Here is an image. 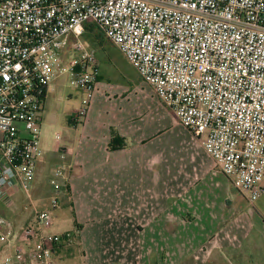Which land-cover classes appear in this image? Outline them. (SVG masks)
I'll return each mask as SVG.
<instances>
[{
    "label": "built area",
    "instance_id": "obj_1",
    "mask_svg": "<svg viewBox=\"0 0 264 264\" xmlns=\"http://www.w3.org/2000/svg\"><path fill=\"white\" fill-rule=\"evenodd\" d=\"M88 24L253 204L264 182V0H0V201L10 204V184L30 189L56 81L66 76L81 94L71 124L87 114L99 76ZM34 218L18 227L0 215L1 264H56L54 248L71 236L48 233L45 211Z\"/></svg>",
    "mask_w": 264,
    "mask_h": 264
},
{
    "label": "crops",
    "instance_id": "obj_2",
    "mask_svg": "<svg viewBox=\"0 0 264 264\" xmlns=\"http://www.w3.org/2000/svg\"><path fill=\"white\" fill-rule=\"evenodd\" d=\"M98 70L87 114L64 140L43 143L40 126L35 178L28 191L6 187L11 202L0 201V215L18 227L33 226L30 206L44 173L59 168L55 208L65 196L60 202L72 209L75 230L66 232L71 237L56 246L53 260L77 249L80 264H264L257 248L263 230L153 88L140 84L131 95L99 84ZM59 85L48 91L43 113ZM112 132L125 141L122 149H108ZM193 231L201 235L196 243L188 237ZM5 254L0 243V264Z\"/></svg>",
    "mask_w": 264,
    "mask_h": 264
},
{
    "label": "rangeland",
    "instance_id": "obj_3",
    "mask_svg": "<svg viewBox=\"0 0 264 264\" xmlns=\"http://www.w3.org/2000/svg\"><path fill=\"white\" fill-rule=\"evenodd\" d=\"M87 43L92 48L91 44ZM92 50L97 58L102 76L99 84H116L118 89H121L120 91L129 92L131 95H135L133 92L140 87V84L141 86L148 84L139 77L136 70L125 60L117 48L108 41L104 40L101 46L92 48ZM55 84H60L59 93H57L54 100L51 96L48 97L41 125V140L43 143L46 140L50 146L54 142L55 134H59L60 140H64L68 130H73V124L70 122V113L78 107L81 97L80 92L69 85L66 76L61 77ZM52 169L53 167L44 173L45 180L39 189L41 194L38 196V201L31 204L30 209L33 212L45 211L48 213L51 219L50 233L63 234V232L72 231L73 234L75 220L72 209L66 202H60L61 200H66L65 196L62 199L59 197V206L57 208L52 207L54 200L53 186L50 184L54 172ZM221 176L225 178L222 174ZM45 192L47 193L44 196ZM232 192L236 196L237 201L244 207V210L247 213H251L253 225L260 227L264 232V182L263 192L253 204H248L237 192L233 190ZM199 236L201 235L196 232L188 234L192 243H196ZM257 246V248H262L264 251V244L261 241L257 243ZM54 259L57 264H80V255L77 253V249L71 257H59L55 254Z\"/></svg>",
    "mask_w": 264,
    "mask_h": 264
},
{
    "label": "trees",
    "instance_id": "obj_4",
    "mask_svg": "<svg viewBox=\"0 0 264 264\" xmlns=\"http://www.w3.org/2000/svg\"><path fill=\"white\" fill-rule=\"evenodd\" d=\"M83 38L91 44L92 48H97L104 42L103 36L92 24L87 25ZM125 145V141L121 137L116 135L114 132L111 133V139L108 144L109 150L122 149ZM56 251L57 247L54 248V252Z\"/></svg>",
    "mask_w": 264,
    "mask_h": 264
}]
</instances>
